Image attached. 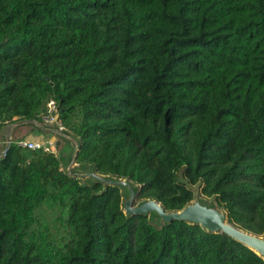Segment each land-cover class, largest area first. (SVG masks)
Returning a JSON list of instances; mask_svg holds the SVG:
<instances>
[{
    "label": "trees",
    "instance_id": "16d2710c",
    "mask_svg": "<svg viewBox=\"0 0 264 264\" xmlns=\"http://www.w3.org/2000/svg\"><path fill=\"white\" fill-rule=\"evenodd\" d=\"M60 121L79 163L167 211L217 198L264 235V0H0V127ZM55 153L0 162V264H264L225 235L127 219Z\"/></svg>",
    "mask_w": 264,
    "mask_h": 264
},
{
    "label": "water",
    "instance_id": "95a60500",
    "mask_svg": "<svg viewBox=\"0 0 264 264\" xmlns=\"http://www.w3.org/2000/svg\"><path fill=\"white\" fill-rule=\"evenodd\" d=\"M32 132H38L48 139L61 142L58 150V161L61 170L71 179L79 180L90 187L102 186L99 195L109 188L119 190L121 195V212L127 219L145 217L149 225L157 230L171 226L174 222L200 227L209 235H225L231 240L246 247L264 262V235L246 231L232 223L225 208H221L217 198L208 199L202 196V184L193 188L184 178V170L179 173V181L187 185L194 198L180 211H167L155 199L140 200V185L128 178L114 177L98 173L96 167L89 163H79L78 157L82 140L74 133L57 124L48 125L36 119L18 120L0 127V162L4 161L16 140L25 139ZM139 200V201H138Z\"/></svg>",
    "mask_w": 264,
    "mask_h": 264
},
{
    "label": "built area",
    "instance_id": "2783aa9c",
    "mask_svg": "<svg viewBox=\"0 0 264 264\" xmlns=\"http://www.w3.org/2000/svg\"><path fill=\"white\" fill-rule=\"evenodd\" d=\"M47 114L43 118V123L48 125H54L57 124L59 126H63L60 121V112L58 108V104L54 100H50L47 104ZM16 144L19 147L26 148L29 150H42L47 153H55V146L54 141L48 140V141H36V140H30V139H22L16 142ZM56 154V153H55Z\"/></svg>",
    "mask_w": 264,
    "mask_h": 264
},
{
    "label": "rangeland",
    "instance_id": "374dc122",
    "mask_svg": "<svg viewBox=\"0 0 264 264\" xmlns=\"http://www.w3.org/2000/svg\"><path fill=\"white\" fill-rule=\"evenodd\" d=\"M28 139L30 140H36V141H39V142H42V141H48V140H53L54 141V146H55V153L58 157V150L61 146V142H59L58 140H54V139H48L47 136H43L42 134L38 133V132H32L31 134L28 135ZM22 140V139H20ZM19 141V140H16L14 142V144H16V142ZM195 188V187H194ZM139 201V200H138Z\"/></svg>",
    "mask_w": 264,
    "mask_h": 264
},
{
    "label": "crops",
    "instance_id": "0c3cea01",
    "mask_svg": "<svg viewBox=\"0 0 264 264\" xmlns=\"http://www.w3.org/2000/svg\"><path fill=\"white\" fill-rule=\"evenodd\" d=\"M27 139H28V137H27ZM33 140V139H32Z\"/></svg>",
    "mask_w": 264,
    "mask_h": 264
}]
</instances>
